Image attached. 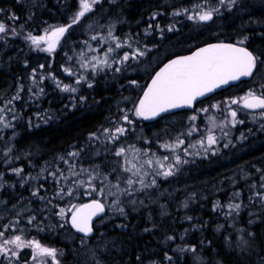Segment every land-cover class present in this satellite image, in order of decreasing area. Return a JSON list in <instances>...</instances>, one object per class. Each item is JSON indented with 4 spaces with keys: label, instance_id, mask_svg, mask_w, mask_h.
Returning <instances> with one entry per match:
<instances>
[{
    "label": "trees",
    "instance_id": "trees-1",
    "mask_svg": "<svg viewBox=\"0 0 264 264\" xmlns=\"http://www.w3.org/2000/svg\"><path fill=\"white\" fill-rule=\"evenodd\" d=\"M78 3L79 0H0V9H3L0 12V22L9 27L15 26L21 33L15 38L8 35L0 40V108L14 110L3 113L4 122L13 126L3 128L0 124V173H3L0 178V230H4V225L11 224L13 227L5 231L6 238L20 235L25 241H36L41 246L55 249L58 264H95L91 258L92 248H95L101 264H264V204L254 196L256 191L264 192L260 188L261 177L264 176V130L261 129L264 122L251 121L258 112L240 110L239 118L244 123L237 125L231 134L233 146L225 148L222 143L223 146L216 155H210V159H196L195 164H186L183 170L177 171L178 177L173 176L171 180L163 182L162 179L159 180V176H155L159 180L155 187L137 192L133 196L100 195V201L107 207L103 218L109 214V205L117 199L125 201L120 204L124 212L116 211L113 218L95 228V233L90 238L80 237L70 229L67 222L70 213H67V209L73 204L79 205L87 200L98 199L97 194L87 195L83 193L85 188L83 190L79 187L73 196L60 198L56 196L59 188H67L77 178L72 177L57 184L49 175V172L57 169L68 175L70 165H75V171L80 168L89 169L93 175V170L97 167L101 175L111 172L115 167L117 172L109 176V181L116 184V176H122L119 165L111 164L109 154L108 159L93 157L94 149L89 135L93 132L98 134L101 128L111 127L110 121L118 119L123 108L133 109V105L135 108L155 71L154 68L149 74L144 70L132 72L133 66L130 64L125 67L122 64L121 67L118 62L122 58L120 56L125 52L131 55L137 49L136 46L143 49L142 43H146L151 47L148 56L153 51L166 50L162 57L168 59L176 54L188 53L204 44L221 41L238 43L247 37L243 46L264 60L262 0H243L242 6L234 7L231 11L221 7L220 15H214L212 21L199 24L188 20L187 14L173 16L172 13L177 10H190L197 4L205 8L218 6L217 0H207V3L205 0H100L91 13L61 38L54 54L41 53L30 41L23 38L28 33L34 35L48 27L67 25L77 11ZM153 13H159L155 20L151 19ZM13 14L19 19L10 20L9 17ZM105 23L115 25L113 34L123 45L111 55L115 64L111 69L99 71L94 76L90 71L83 73L93 81L92 88H88L83 82L76 84L75 80L83 71L80 68L83 61L79 56L87 52L86 45L95 44L89 36L96 34L99 38ZM149 24L152 25L151 28ZM157 24L160 29H164L162 34L155 27ZM20 25H23L22 29ZM169 25L174 26L175 30L167 31ZM146 30L150 34H146ZM110 42L109 40L108 45H101L96 53L102 55L109 47L115 48ZM127 44H131V48ZM117 66L122 69L118 75L112 72ZM65 68L71 69L75 75H68ZM33 69L36 70L37 85L32 83ZM41 76L46 77L42 83ZM56 81L72 84L77 92L61 91L56 86ZM132 81L136 83L133 84ZM139 84L143 86L135 90ZM261 84H264V65L258 64L253 78L200 101L194 110L211 101L223 102L231 96H244L249 89L260 91ZM21 85L23 91L19 93L20 98L8 104ZM40 87L44 90L42 94L38 91ZM81 96L86 99L81 101ZM190 112H176L155 122L136 119L133 114L129 118L134 120V124H141L140 129L145 131L142 136L148 140L153 137V125L177 118V125L171 123L166 128L170 129L167 134H173V130L177 131L180 126H184V118L187 119ZM130 130L129 128L127 134ZM170 134L169 137H174ZM142 136L139 144L146 141ZM120 141L112 148L126 146L120 145ZM141 147L144 152V147ZM149 147L147 149L157 155H163L167 151L156 147L155 139ZM71 152H79L80 155L69 156ZM61 156L68 163L61 160ZM13 168H22L24 171L21 175L27 182H22L21 177L13 174ZM88 177L89 173H82L78 179L87 180ZM94 183L99 184L100 181ZM122 184L120 187L124 186ZM41 185L43 187L40 188L39 195L45 198L43 200L32 195ZM111 191L116 193L115 188ZM236 192L240 193L239 197L233 195ZM124 197L132 201L139 200V203L130 201L134 206L127 204L128 199H123ZM229 203H239L241 208L233 211L227 207ZM60 208L66 210L64 217L58 215ZM161 214L164 218L160 217ZM33 216L35 219L29 223ZM229 234L232 235L231 238ZM69 235L72 237L68 238ZM241 239L252 244L249 251L242 252L237 247ZM82 240L85 243L82 244ZM104 241L106 244H103ZM193 247L195 252L180 251ZM117 250L121 252L118 253ZM16 251L19 259L12 257V264H55L50 256L34 260V254L27 248ZM166 256H170L172 261L165 259ZM3 259L5 263L9 261L4 257Z\"/></svg>",
    "mask_w": 264,
    "mask_h": 264
},
{
    "label": "snow or ice",
    "instance_id": "snow-or-ice-1",
    "mask_svg": "<svg viewBox=\"0 0 264 264\" xmlns=\"http://www.w3.org/2000/svg\"><path fill=\"white\" fill-rule=\"evenodd\" d=\"M19 2V0H18ZM100 3V0H79V8L78 11L71 18L70 23L67 25L52 27L51 30H45V35H32L28 33L23 38L26 41H30L32 45H34L37 49H40L41 44H46L47 47L40 49L42 51H46L48 53H52L55 51L57 45L60 43V39L65 36V34L73 28V26L79 24L81 20L86 17L88 13H91L94 10V6ZM207 3V0H205ZM218 6H212L205 8L204 6L197 4L195 6L196 10L194 12H190L189 9H183L182 11L177 10L172 13L173 16H180L182 14H187V19L194 21L196 23H207L214 19V15L218 16L221 14V7H224L226 11H231L234 7L242 6L243 0H217ZM262 4H264V0H262ZM0 12H3V9H0ZM159 13H153L151 19L155 20ZM10 20H18L19 17L13 14L9 17ZM152 25L149 24V28ZM157 29H160V25L157 24L155 26ZM20 28H23V25H20ZM174 26L169 25L167 27V31H174ZM161 34L164 29H160ZM146 34H150L146 30ZM11 35L13 38L21 35L15 26L9 27L3 22H0V40H3L6 36ZM108 36L112 39H117L116 37H112V33L109 32ZM92 40H96L97 36H92ZM247 39L245 37L243 40L238 41L237 44H212L208 47L201 48L197 52H195L191 56L180 57L170 61L166 64L156 75L152 78L151 84L147 87V90L144 91L143 97L136 104L135 108L131 110L132 114L136 117L143 118L144 120H149L154 117L159 116L161 113L169 112L172 109H177L181 107H191L192 102L197 97H203L207 93L212 92L214 89L220 88L221 86L228 85L230 82L239 81L241 78H253L258 64L264 65V60H261L259 56L254 55L253 52L249 51L246 47H242L239 45H243L244 41ZM127 43V42H125ZM123 45L119 42L116 43L115 49L121 48ZM129 48H131V44H127ZM114 48L109 47L107 52L105 53V59L99 60L97 57H92L91 61H87L86 63L81 64V68L88 69L89 65H91V72L94 75L97 74L98 69L100 71L103 70L104 67L111 68L112 65L109 64L107 55L115 51ZM151 49L146 46L143 49L137 48L135 49L131 55L128 52H125L120 59L119 63L127 62L128 60H137L140 57H144L148 55ZM83 55V54H81ZM71 59V57H69ZM95 61V62H93ZM43 68V65H41ZM64 71L72 76L75 75L69 68H65ZM115 72H120L121 68L116 67L114 69ZM36 70L33 69L32 75V83L33 85H37V78L35 75ZM46 77H40V83ZM85 83L88 88H92L94 86L93 81L83 74L79 75L75 80L76 84ZM135 84V81H132ZM56 86L60 88L63 92H77V88L68 84H63L61 86V82L56 81ZM260 91L257 89H249V91L239 99H232L228 104L229 115L231 117L230 123L233 127L239 123L243 124V120H238V110H261L259 112V117L264 119V84H261ZM23 91V85L20 86L16 96L12 98V100L8 101V104H12L14 100L19 99V93ZM31 91V89H29ZM39 93H43V88H38ZM35 94V93H34ZM86 98L81 96L80 100L83 101ZM228 103V102H226ZM238 105V110L231 109V105ZM213 108H219L220 105H212ZM14 111L13 109H8L6 107L0 108V124H2L3 128L12 127L8 122H4L3 113L5 111ZM122 115L115 120L110 121L111 127L101 128L99 130V134L97 132H93L89 135V141H99L101 144L105 142L110 144H115L120 141V138L125 136L129 131V128L124 125H132L134 122L129 118V112L126 110H120ZM202 111L207 112L208 109H203ZM15 119V115L13 116ZM197 117L195 115L190 117V120L195 121ZM123 122V123H121ZM225 124L222 122L221 128H223ZM216 127L213 124V128ZM261 129L264 130V125H261ZM199 131L195 126H191L186 133H182V136H191L194 132ZM227 136V133H224ZM243 137V134H242ZM218 143V138L213 133L212 128H209L206 135H202L196 144H189L187 147L182 146L185 144V140L176 137L172 143H164L161 145L163 149L169 150L172 153V157L169 155H165L162 158H158L155 163L159 166L160 170H154V176L150 181H146L144 177L148 176L149 173L144 172L141 175V169L143 165L137 167L136 164L131 163V161L127 160L126 157V149L123 146H120L114 150V155L116 157L125 158L123 163H119L120 171L125 173H130L131 175L124 177L121 175L116 176V184H111L109 181V176L117 172V168L113 167L111 172L107 174L101 175L98 170V167L95 171V175L91 174L89 169L80 168L79 171L73 170L75 165H70L68 169V175H65L63 171L57 169L56 171L49 172V175L53 178V180L57 184H61L62 181H68L72 177H76L77 179L72 180V184L67 188L61 186L56 193V196L63 198L64 196H73L79 189V187L87 184L89 189L88 195H91L92 192H98L103 195L107 191L110 195H116L115 192H112L111 189L115 188L120 194L126 196H133L137 192H142L146 189L153 188L157 185V181L155 176H160L163 178H168L175 174V171L179 169L176 167L181 163H188L187 160H182L181 156L176 154L177 149H181L185 155H189L188 148H196L197 145L203 150L205 154L211 151V154L215 155V151H212V147ZM229 145L226 143L224 147L227 148ZM11 151V149H9ZM137 155L140 154V150H136ZM99 155V152L96 153ZM199 155V152L196 153ZM72 157H77L80 155L79 152H71L68 154ZM144 155H147L145 151ZM61 160L65 163L68 161L61 156ZM135 159V157H133ZM170 159H174V163L169 162L165 164L164 161H170ZM144 163L151 166L153 164L152 159H147ZM125 164H131L130 167H125ZM46 170V169H45ZM175 170V171H174ZM22 168H13L11 172L16 176L21 177L22 182H27L26 179L21 175L23 173ZM259 171V169H257ZM82 173H89V177L87 180L78 179ZM3 177V173H0V178ZM32 179H35L33 177ZM94 181H100L103 187L99 189L96 187ZM262 183L260 184V188L264 189V176L261 177ZM123 183L125 187L121 188L120 184ZM72 185H75L73 187ZM139 185V187H136ZM2 186V185H0ZM35 189L32 192L33 196L39 197L41 200L45 199L43 196H40V188ZM255 188V185H252ZM236 197H239L240 193L236 192L234 194ZM254 196L259 198L262 204H264V192L256 191L254 192ZM252 199V197H250ZM115 203L119 204V199L115 201ZM132 203H135L133 200ZM186 206V205H185ZM227 207L233 211H238L241 208V204L239 203H229ZM119 212L123 213L124 209L122 207H118ZM105 212V205L98 199H93L89 203H82L79 205H71L70 208L67 209V213H70V223L73 228L76 229L79 233H82L84 237H89L92 235L93 228V218L99 216L101 213ZM66 210L64 208H60L58 215L64 217L66 214ZM33 216L29 219V223L34 220ZM191 219V217H189ZM18 223V221L16 222ZM13 227V225H4L3 229L0 230V257H4L9 260V264H12L11 258L15 257L19 259V253L16 251L17 249H24L26 247H30L34 251L33 259H37L41 256H50L55 258L56 250L42 247L36 241H25L21 238L20 235H16L13 238L9 239L5 237V231L9 228ZM251 235V234H249ZM169 239H175L174 237H169ZM81 243H85L84 240ZM12 246V247H10ZM237 247L240 251L245 252L249 251L252 248V244L248 240L241 239L238 242ZM92 252V259L95 261V264H101V261L97 259L95 250H90ZM180 251H191L195 252V248L189 249H180ZM166 259L171 260L170 256H166ZM2 264V261H0Z\"/></svg>",
    "mask_w": 264,
    "mask_h": 264
},
{
    "label": "rangeland",
    "instance_id": "rangeland-1",
    "mask_svg": "<svg viewBox=\"0 0 264 264\" xmlns=\"http://www.w3.org/2000/svg\"><path fill=\"white\" fill-rule=\"evenodd\" d=\"M78 8H79V3H78ZM78 8H77V11H78ZM196 9H195V6L193 7V8H191L190 9V12H194ZM76 11V12H77ZM75 12V13H76ZM114 26L115 25H112V26H110L109 24H107V23H105V24H103L102 25V27H103V32H102V34H100L99 35V38L97 37V39H99L98 41H96V40H92L91 39V37L92 36H94V35H90L89 36V38L91 39V41L92 42H95V44H89V45H86V50H87V52H85V53H81V54H83V55H81V56H79V58H81V60L83 61V63H86L87 61H91L92 60V57H97L99 60H103V59H105V53L107 52V51H104V53L102 54V55H98L97 53H96V51H97V49H99L100 47H101V45H104L105 43L108 45L109 44V40L111 41L110 42V44L112 43L113 45H116V43L118 42V39H112L111 37H109L108 36V33L109 32H111L112 33V37H116L114 34H113V29H114ZM52 27H56V26H52ZM52 27H48V28H46L47 30H51V28ZM45 29V30H46ZM45 30H43V31H40L39 33H37V34H34V35H36V36H40V35H45ZM87 31L88 30H86V32L85 33H87ZM95 36H97L96 34H95ZM116 38H118V37H116ZM60 41H61V39H60ZM31 44V43H30ZM60 44V43H59ZM59 44L57 45V47H56V49H58V47H59ZM34 46V45H33ZM142 46L143 47H148L149 49L151 48V47H149V46H147L146 45V43H142ZM35 47V46H34ZM47 47V45L46 44H41V46H40V49H43V48H46ZM134 47V46H133ZM36 48V47H35ZM135 48H140V47H138V46H136ZM37 49V48H36ZM39 49V51L41 52V53H46V54H54L55 53V51H56V49H55V51L54 52H52V53H48V52H46V51H42V50H40ZM115 49V48H114ZM141 49V48H140ZM159 49H161L160 47H159ZM135 50V49H134ZM133 50V51H134ZM132 51V52H133ZM131 52V53H132ZM114 53H115V51H113V52H111V53H108V55H107V59H108V62H109V64H111L112 65V67L114 66V64H115V61L114 60H112V58H111V55H114ZM165 53H166V50L165 51H153V52H151V55H146V56H144V57H140L139 59H137V60H128V62H124V63H119L120 65H121V67H122V64H124V67L127 65V64H130V65H132L133 66V68L131 69L132 70V72H136V71H142V70H144V72L146 71V74H149V73H151V71L157 66V65H159L162 61H164L165 60V58H163L162 56L163 55H165ZM87 54H89L88 56H86ZM124 54V53H123ZM123 54H122V56H123ZM117 55H119V53L117 52ZM120 56V55H119ZM122 56H120V57H122ZM147 57H148V59H149V57H150V59L149 60H147ZM121 59V58H120ZM120 59H118V62L120 61ZM93 62H95V61H93ZM111 67V68H112ZM117 67H120V66H117ZM80 68H81V63H80ZM111 68H108V67H104L103 68V72H104V70H107V69H111ZM83 69V71H81L82 72V74L84 73V72H88V71H90V73H92L91 72V65H89V67H88V69H84V68H81V70ZM100 70L98 69V71L97 72H99ZM121 71H122V69H121ZM120 71V72H121ZM113 73L115 72V71H112ZM131 72V73H132ZM118 74H120L119 72L117 73L116 72V75H118ZM147 77V76H146ZM63 84H61V86H62ZM68 85H72V84H68ZM143 86V84H139V85H136V87H135V90H138V89H140L141 87ZM246 93H247V91H246ZM240 97H243V96H235V97H233V96H231V97H228V98H225V100L222 102V101H220V100H218V101H211V102H209V103H207V104H205L204 106H202V107H199V108H197V109H195V110H193V111H191L190 112V114L188 115V117H187V119H186V117L184 118L185 120H184V126H180L179 128H178V130L176 131V130H173L174 131V133L173 134H170V136H172V135H174V137H169V134H167L168 133V131L170 130H167L166 128H167V126H171V123L173 124V125H177V124H175V122H177L178 121V119L177 118H171V119H167V120H165V121H163V123L161 122V123H159V124H157V125H153L152 127H151V129H152V131H151V133L153 134V137H151V138H148V140L144 137V136H142L143 134H144V130H142V129H140L142 126H141V124L139 123V125H138V123L137 124H132V125H128V127L127 126H125V127H127V128H130L131 130H130V132H129V134H127L126 133V135L125 136H123V137H121L120 138V145H125L126 144V146H123V147H125V149H126V159L127 160H129V161H131V163H134V164H136L137 165V167H140V165H143V167H142V169H141V175H143V173L144 172H147V173H149V175L148 176H146V177H144V179L146 180V181H150V177H151V173H153L154 172V170H159V166L155 163V161L158 159V158H162L163 156H165V155H169L170 157H172V153H170V151L169 150H167V151H165V153H163V155H157V154H155V153H152L151 152V149H147V146L149 147V145L151 146V142H153L154 141V139L156 140V147H159L160 149H163L162 147H161V145L162 144H164V143H172L173 142V140L176 138V137H180V138H182V139H184L185 140V144L182 146V148L183 147H187L189 144H196L197 143V141L200 139V137L202 136V135H206L207 134V131H208V129L209 128H212V130H213V133L216 135V137L218 138V143L216 144V145H214L213 147H212V151H215V153L217 154L219 151H220V149L222 148V146H223V144L222 143H224V144H228L229 146H228V148H230V147H232L233 145V141L231 140V134H233V131H234V129H235V127L237 126V125H239V123H237L234 127L230 124V123H228V121H230V119H231V117H230V115H229V108H228V104L230 103V101L232 100V99H239ZM222 102V103H221ZM226 102H228V103H226ZM123 104V103H122ZM216 104H219L220 105V107L217 109V108H213L212 107V105H216ZM136 106V105H135ZM238 108H239V106L238 105H235V104H233V105H231V109H233V110H238ZM133 109H134V105H133ZM203 109H208V111L207 112H204V111H202ZM122 110H126L125 108H123ZM131 110H132V107H131V109H129V110H126V111H128L129 112V115L131 114L132 115V112H131ZM239 113H240V110H238V116H237V119L238 120H241L240 118H239ZM185 115H187V114H185ZM193 115H195L196 117H197V119L195 120V121H192V120H190V117L191 116H193ZM135 116V115H134ZM135 118L137 119V118H139V117H136L135 116ZM183 119V118H182ZM260 120H262L263 122H264V119H261L260 117H259V112L258 113H256V115L255 116H253L252 118H251V121H253V122H259ZM134 121V120H133ZM222 122L225 124V126L223 127V128H221V124H222ZM187 123H188V125H187ZM213 124H215L216 125V127H214L213 128ZM185 125H186V127H185ZM191 126H195L199 131H197V132H194L191 136H182L181 134L182 133H186L188 130H189V128L191 127ZM133 131V132H132ZM181 131V132H180ZM227 133V136H225L224 135V133ZM177 133H179V134H177ZM99 134V133H98ZM132 134H133V136H132ZM175 134H177V135H175ZM143 137L144 138V140H146V141H144L142 144H139L140 142H139V140H140V137ZM241 139V138H240ZM239 139V140H240ZM91 143V145L93 146V151H92V154H93V157H99V156H101L102 158H107V155L109 154L111 157H110V161H111V164L112 165H114V163H116L117 165H119V163L118 162H120V163H123V161H124V159L125 158H121V157H116L115 155H114V150L116 149V148H118V147H116V148H112V146H114L115 144H110V143H107V142H105L104 144H101L99 141H91L90 142ZM234 145H236V144H234ZM141 146H143L144 147V152H142L143 150V148L141 147ZM150 148V147H149ZM182 148L181 149H177L176 150V154H178V155H180L181 156V158H182V160H187L188 161V163H181L180 165H177L176 167L179 169V170H183L184 169V167L186 166V164L187 165H189V164H195V160L197 159V160H202V159H210V155H213V154H211V151L209 152V153H207V154H205L204 152H203V150L199 147V145H197V147L196 148H188V152L190 153L189 155H185L184 153H183V151H182ZM136 150H140V154L139 155H137V153H136ZM163 150H166V149H163ZM145 151L147 152V155H144V153H145ZM97 152H99V155H97L96 153ZM197 152H199V155H197L196 153ZM215 154V155H216ZM133 157H135V159H133ZM108 159V158H107ZM147 159H152L153 160V164L151 165V166H149L148 164H146V163H144V161L145 160H147ZM169 162H172V163H174V159H170V161H164V163L165 164H168ZM125 167H130L131 166V164H125L124 165ZM198 167V166H197ZM187 170V169H186ZM175 171V170H174ZM119 172L122 174V176H124V175H126V177L127 176H129V175H131L130 173H125V172H122V171H120V167H119ZM152 175H154V173L152 174ZM173 176H175V177H178L179 176V173L177 172V171H175V174L173 175ZM173 176H170V177H168V178H163V177H160L159 178V180H161L162 179V181L163 182H165V180H171V177H173ZM156 179V178H155ZM158 180V178L156 179V181H159ZM96 185V187L99 189L100 187H103L102 186V184L101 183H99V184H95ZM99 185V186H98ZM122 185H124V184H122ZM138 187H139V185H137ZM123 187H125V185L124 186H122L121 188H123ZM83 188V190H84V188H85V190L86 191H84L83 193H85V194H87L88 193V191H89V189H88V187H87V184H85L84 186H82V187H80V189H82ZM93 194H97L96 196V198H98V200H100V195L101 194H99L98 192H92ZM91 193V194H92ZM116 194H118V195H120L119 197H121L122 196V194H120L117 190H116ZM88 195V194H87ZM105 195H110V194H108L107 193V191L105 192V194H103V195H101V196H105ZM135 195V194H134ZM102 199V198H101ZM123 199H128L126 202H127V204L128 203H130V201H132V200H129L130 198H123ZM134 200V199H133ZM135 201V203L136 202H138L139 203V200L137 201V200H134ZM125 201L124 200H122L121 201V199H119V204L117 205L116 203H115V201H113L112 203H111V205H109V209H108V211H109V214H108V216H106L105 218H102L101 220H99V221H97L96 222V226H95V228H97V227H99V226H101L103 223H105L106 221H108L110 218H113L114 217V215H115V212L116 211H118L117 209H118V207H122L120 204L121 203H124ZM126 204V205H127ZM131 204V203H130ZM132 205V204H131ZM106 206V205H105ZM106 209H107V207H106ZM105 220V221H104ZM103 222V223H102ZM71 236L72 235H70L69 236V238H71ZM42 247H45V246H42ZM30 252H32L33 254H34V251H33V249L32 248H30V247H26ZM45 248H47V247H45ZM19 250H21V249H19ZM41 257H43V256H41ZM49 257V256H48ZM52 258V260L54 261V263L55 264H58V262H57V260H56V258H54L53 259V257H51ZM5 259H3V257H0V261H2V264H9V261L7 262V263H5V261H4Z\"/></svg>",
    "mask_w": 264,
    "mask_h": 264
},
{
    "label": "water",
    "instance_id": "water-1",
    "mask_svg": "<svg viewBox=\"0 0 264 264\" xmlns=\"http://www.w3.org/2000/svg\"><path fill=\"white\" fill-rule=\"evenodd\" d=\"M220 43H224V44H237V43H234V42H225V41H221V42H213V43L204 44V45H201V46H199V47H196L195 49H193L192 51H190V52H188V53H184V54L176 55V56L170 58L169 60H167L166 62H164L163 64H161V65L155 70V72L152 74V76L150 77V79L148 80V82H147L145 88L143 89V91H142V93H141V95H140V97H139L137 103H138L139 100L143 97V93H144V91H146V90H147V87L151 84L152 78L156 75V73H158V72H159V71H160V70H161L166 64H168L170 61H172V60H174V59H177V58H180V57L191 56V55H193L195 52H197V51H198L199 49H201V48L208 47L209 45H212V44H220ZM239 46L245 47V46H243V45H239ZM246 48H247V47H246ZM247 49H248V48H247ZM248 50H249V49H248ZM249 51H250V50H249ZM249 79H251V78H241V80H239V81L230 82L228 85H224V86H221L220 88L214 89L212 92L207 93V94H206L205 96H203V97H197V98L192 102V106H191V107H181V108H177V109H172V110H170L169 112L161 113L159 116L154 117V118L149 119V120H144L143 118H141V119L144 120V121H146V122H154V121H156V120H158V119H160L161 117L166 116V115H170V114H173V113H176V112H180V111H185V110H187V111H189V110H193L194 107H195V105H196L198 102H200V101H202V100H204V99H206V98L212 96L213 94H215V93H217V92H220V91H222V90H224V89H226V88H228V87H230V86H232V85H236V84H238V83H240V82H242V81H247V80H249ZM247 111H249V112H260L261 110H258V109H257V110H247ZM91 200H93V199H91ZM91 200H87V201H85V202H83V203H89V202H91ZM81 204H82V203H81ZM105 214H106V208H105V212H104V213H101L99 216L93 218L92 223H93L94 231H93L92 235L89 236V237H84V235H83L82 233H79L78 231H76L75 228L72 227V225H71V223H70V214H69V216H68V220H67V222H68V226H69L70 229H71L75 234H77L78 236L83 237V238H90V237H92V236L94 235V233H95V224H96V222L99 221V220H101V219L105 216Z\"/></svg>",
    "mask_w": 264,
    "mask_h": 264
},
{
    "label": "bare ground",
    "instance_id": "bare-ground-1",
    "mask_svg": "<svg viewBox=\"0 0 264 264\" xmlns=\"http://www.w3.org/2000/svg\"><path fill=\"white\" fill-rule=\"evenodd\" d=\"M29 127H30V126H29ZM26 128H27V127H26ZM25 140H26V139H25ZM26 141H27V140H26ZM30 141H31V140H30ZM28 143H29V142H28ZM22 146H23V145H22ZM25 147H26V146H25ZM21 148H23V147H21ZM37 148H38V147H37ZM28 151H29V150H28ZM24 152H25V151H24ZM35 152H36V150H35ZM20 154H21V153H20ZM34 154H35V153H34ZM199 171H200V169H199ZM197 173H198V172H197ZM202 173H203V172H202ZM202 175H203V174H202ZM197 176H198V175H197ZM187 178H188V177H187ZM196 178H197V177H196ZM190 179H191V178H190ZM190 179H189V180H190ZM198 180H199V179H198ZM198 182H199V181H198ZM248 182H249V181H248ZM186 183H187V182H186ZM186 183H185V184H186ZM190 183H192V182H190ZM183 186H184V185H183ZM194 186H195V185H194ZM179 187H180V186H179ZM185 188H186V187H185ZM193 188H194V187H193ZM172 189H173V188H172ZM186 189H188V188H186ZM166 191H167V190H166ZM180 191H181V190H180ZM169 192H170V191H169ZM169 192H168V193H169ZM173 192H174V191H173ZM178 192H179V191H178ZM184 192H185V191H184ZM186 192H187V191H186ZM174 193H175V192H174ZM231 193H232V192H231ZM175 194H177V193H175ZM206 195H207V194H206ZM206 195H205V196H206ZM233 195H234V194H233ZM233 195H232V196H233ZM202 196H203V195H202ZM234 196H235V195H234ZM234 196H233V197H234ZM173 197H174V195H173ZM206 197H207V196H206ZM208 197H209V196H208ZM11 198H12V197H11ZM13 198H14V197H13ZM152 198H153V197H152ZM166 198H167V197H166ZM194 198H195V197H194ZM170 199H171V198H170ZM174 199H175V198H174ZM189 199H190V198H189ZM204 199H205V198H204ZM150 200H151V199H150ZM168 200H169V199H168ZM185 200H186V199H185ZM153 201H154V200H153ZM150 202H151V201H150ZM184 202H185V201H184ZM132 205H133V204H132ZM133 206H134V205H133ZM148 206H149V205H148ZM152 206H153V205H152ZM154 207H155V206H154ZM185 207H186V206H185ZM176 208H177V207H176ZM185 209H186V208H185ZM166 210H167V209H166ZM137 211H138V210H137ZM137 211H136V212H137ZM168 211H169V210H168ZM168 211H167V212H168ZM178 211H179V210H178ZM155 212H157L156 209H155ZM155 212H154V213H155ZM162 213H163V211H162ZM164 213H165V212H164ZM173 213H174V212H173ZM168 214H169V213H168ZM151 215H152V213H151ZM158 215H159V214H158ZM161 216H162V218H164V217H163V214H161L160 217H161ZM167 216H169V215H167ZM143 217H144V216H143ZM145 217H146V216H145ZM148 218H150V217H148ZM150 219H151V218H150ZM165 219H166V218H165ZM155 220H156V219H155ZM104 221H105V220H104ZM163 221H164V220H163ZM102 223H103V222H102ZM233 223H234V222H233ZM157 224H158V223H157ZM217 224H218V223H217ZM109 225H110V224H109ZM109 225H108V226H109ZM162 225H163V224H162ZM165 225H166V224H165ZM165 225H164L163 227H165ZM213 225H214V224H213ZM95 226H96V225H95ZM231 226H232V225H231ZM233 226H234V225H233ZM215 227H216V225H215ZM223 227H224V226H223ZM100 228H101V227H100ZM150 228H151V227H150ZM211 228H212V227H211ZM151 229H152V228H151ZM159 229H160V227H159ZM212 229H213V228H212ZM217 229H219V227H218ZM220 229H221V228H220ZM222 229H224V228H222ZM53 230H55V229H52V231H53ZM141 230H142V229H141ZM144 230H146V229H144ZM215 231H216V230H214V232H215ZM225 231H226V230H225ZM99 232H100V231H99ZM157 232H158V231H157ZM226 232H227V231H226ZM228 232H229V231H228ZM228 232H227V233H228ZM231 232H232V230H231ZM71 233H72V232H71ZM97 233H98V232H97ZM145 233H146V232H145ZM150 233H151V232H150ZM217 233H218V232H217ZM217 233H216V234H217ZM220 233H221V232H220ZM227 233H226V234H227ZM229 233H230V232H229ZM67 234H68V233H67ZM67 234H66V235H67ZM100 234H101V233H100ZM106 234H107V233H106ZM148 234H149V233H148ZM53 235H54V234H53ZM60 235H61V234H60ZM217 235H218V234H217ZM222 235H223V234H222ZM227 235H228V234H227ZM229 235H230V234H229ZM69 236H70V235H69ZM108 236H109V235H108ZM213 236H214V234H213ZM215 236H216V235H215ZM225 236H226V235H225ZM231 236H232V235H230V238H231ZM71 237H72V236H71ZM113 237H114V236H113ZM211 237H212V236H211ZM227 237H228V236H227ZM65 238L68 239L69 237L67 238V236H66ZM148 238H149V237H148ZM156 238H157V237H156ZM63 239H64V238H63ZM73 239H75V237L72 238V240H73ZM123 239H126V238H123ZM59 240H60V238H59ZM107 240H108V239H107ZM129 240H130V239H129ZM67 241H70V240H67ZM74 241H75V240H74ZM98 241H99V240H98ZM60 242H61V241H60ZM72 242H73V241H72ZM80 242H81V241H80ZM108 242H110V241H108ZM111 242H112V241H111ZM131 242L133 243V241H131ZM134 242H135V241H134ZM151 242H153V241H151ZM173 242H174V241H173ZM69 243H70V242H69ZM96 243H97V241H96ZM104 243H105V241L103 242V244H104ZM125 243H126V242H125ZM105 244H106V243H105ZM133 244H134V243H133ZM133 244H132V245H133ZM136 244H137V243H135V245H136ZM151 244H152V243H151ZM120 245L122 246V244H120ZM128 245H129V244H128ZM90 246H91V245H90ZM98 246H100V245H98ZM129 246H130V245H129ZM91 247H92V246H91ZM124 247H125V246H124ZM133 247H134V246H133ZM135 247H136V246H135ZM68 248H69V247H68ZM68 248H67V249H68ZM114 248H115V247H114ZM87 249H88V248H86V251H88ZM94 249H95V248H92L91 250H94ZM119 249H120V248H119ZM128 249H130V248H128ZM135 249H136V248H135ZM126 250H127V249H126ZM233 250H234V249H232V251H233ZM86 251H85V252H86ZM117 251H118V250H117ZM119 251H120V250H119ZM119 251H118V253H119ZM122 251H123V250H122ZM129 251H130V250H129ZM133 251H135V250H133ZM161 251H162V250H161ZM85 252H84V253H85ZM103 252H104V251H103ZM107 252H108V250H107ZM120 252H121V251H120ZM136 252H137V251H136ZM157 252H158V251H157ZM89 253H90V252H89ZM98 253H99V251H98ZM112 253H113V252H112ZM140 253H141V252H140ZM144 253H145V252H144ZM165 253H166V252H165ZM232 253H233V252H232ZM232 253H231V254H232ZM87 254H88V253H87ZM101 254H102V253H101ZM160 254H161V253H160ZM166 254H167V253H166ZM76 255H77V254H76ZM76 255H75V256H76ZM111 255H112V254H111ZM114 255H115V254H114ZM123 255H124V254H123ZM136 255H137V254H136ZM161 256H162V255H161ZM107 257H108V256H107ZM107 257H106V258H107ZM111 257H112V256H111ZM115 257H116V256H115ZM162 257H164V256H162ZM162 257L159 258V259H162ZM79 258H80V257H79ZM103 258H105V257H103ZM139 258H140V257H139ZM117 259H118V258H117ZM126 259H127V258H126ZM126 259H125V260H126ZM165 259H166V258H165ZM110 260H111V259H110ZM193 260H194V259H193ZM87 261H88V260H87ZM168 261H169V260H168ZM171 261H172V260H171ZM79 262H80V261H79ZM79 262H77V263H79ZM91 262H92V261H91ZM105 262H106V261H105ZM119 262H120V261H119ZM136 262H137V260H136ZM67 263H68V262H67ZM112 263H113V262H112ZM114 263H115V262H114ZM161 263H162V262H161ZM199 263H200V262H199ZM88 264H89V263H88ZM109 264H110V263H109ZM117 264H118V263H117ZM129 264H130V263H129ZM148 264H149V263H148ZM152 264H153V263H152ZM163 264H165V263H163ZM167 264H168V263H167ZM186 264H187V263H186ZM202 264H203V263H202Z\"/></svg>",
    "mask_w": 264,
    "mask_h": 264
},
{
    "label": "flooded vegetation",
    "instance_id": "flooded-vegetation-1",
    "mask_svg": "<svg viewBox=\"0 0 264 264\" xmlns=\"http://www.w3.org/2000/svg\"><path fill=\"white\" fill-rule=\"evenodd\" d=\"M176 55H179V54H176ZM176 55H174V56H176ZM174 56H172V57H174ZM172 57H170V58H172ZM170 58H168V59H165L164 61H162L159 65H157L156 67H155V70L161 65V64H163L164 62H166L167 60H169ZM155 72V71H154ZM157 121V120H156ZM155 122V121H154Z\"/></svg>",
    "mask_w": 264,
    "mask_h": 264
}]
</instances>
